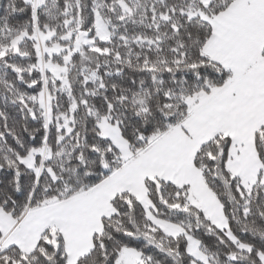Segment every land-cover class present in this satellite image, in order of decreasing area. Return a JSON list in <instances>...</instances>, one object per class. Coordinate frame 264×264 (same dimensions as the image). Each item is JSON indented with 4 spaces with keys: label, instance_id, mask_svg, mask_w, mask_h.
Wrapping results in <instances>:
<instances>
[{
    "label": "snow or ice",
    "instance_id": "snow-or-ice-1",
    "mask_svg": "<svg viewBox=\"0 0 264 264\" xmlns=\"http://www.w3.org/2000/svg\"><path fill=\"white\" fill-rule=\"evenodd\" d=\"M0 264H264V0H0Z\"/></svg>",
    "mask_w": 264,
    "mask_h": 264
}]
</instances>
